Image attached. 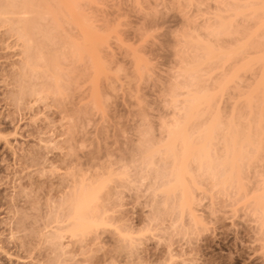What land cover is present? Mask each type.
<instances>
[{
    "label": "rangeland",
    "instance_id": "1",
    "mask_svg": "<svg viewBox=\"0 0 264 264\" xmlns=\"http://www.w3.org/2000/svg\"><path fill=\"white\" fill-rule=\"evenodd\" d=\"M181 4L182 0H97L99 34L109 38L107 47L99 49V62L109 71L106 78L99 77V110L87 111L81 125L75 111L79 109L80 116L89 107L81 106L86 100L73 106L79 103L76 93L74 101L73 96L39 100L27 90L20 94L22 42L10 22L0 19V264H264L256 222L246 209L232 205V193H209L204 187L207 195L201 193L196 208L204 226L186 235L173 229L171 217L154 220L150 191L138 185L140 168L135 165L138 175L133 176V169L129 176L136 184L110 183L99 200L111 223L141 231L131 247L110 227L82 242L67 236L50 239L54 213L49 205L59 202L74 172L98 175L125 165L137 139L144 138L141 130H147L142 135L149 130L147 137L154 141L162 138L159 123L172 116L165 95L178 68L175 52L186 30L183 15L194 14L182 10ZM248 76L242 78L243 91V84L253 82ZM234 101L231 94L221 103L226 116ZM64 107L76 114L66 113Z\"/></svg>",
    "mask_w": 264,
    "mask_h": 264
},
{
    "label": "bare ground",
    "instance_id": "2",
    "mask_svg": "<svg viewBox=\"0 0 264 264\" xmlns=\"http://www.w3.org/2000/svg\"><path fill=\"white\" fill-rule=\"evenodd\" d=\"M180 6L194 14L183 15L186 30L175 52L178 68L165 95L172 116L159 123L162 138L154 141L147 137L149 130L146 135L141 130L147 138L137 139L127 165L106 174L69 171L66 176L73 179L66 178L68 189L49 205L54 210L51 241L67 236L82 242L110 227L131 247L141 231L111 223L99 200L110 183L136 184L129 175L139 167V175L135 171L133 176L150 191L154 220L171 217L175 231L193 234L204 226L196 209L201 193L207 195L204 187L209 193H232V205L254 218L264 251V0H182ZM96 12L97 0H0V19L10 22L24 47L20 94L27 90L39 100L73 96L74 101L76 93L79 103L73 106L86 100L81 106L89 107L80 115L83 121L74 109L79 124L87 120V111L99 110V77L109 71L99 62V49L107 47L109 38L99 34ZM248 75L253 82L243 84V91L242 78ZM231 94L236 101L226 116L221 103ZM70 115L69 123L74 120ZM128 164L132 168L127 172Z\"/></svg>",
    "mask_w": 264,
    "mask_h": 264
}]
</instances>
